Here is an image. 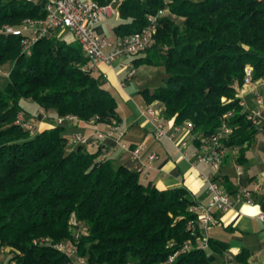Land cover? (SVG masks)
<instances>
[{
  "label": "trees",
  "instance_id": "trees-1",
  "mask_svg": "<svg viewBox=\"0 0 264 264\" xmlns=\"http://www.w3.org/2000/svg\"><path fill=\"white\" fill-rule=\"evenodd\" d=\"M164 8L182 17V26L157 16ZM118 14L117 38L140 30L147 15L157 16L154 42L132 59L133 66L161 65L166 74L163 85L142 90L146 102L163 103L174 125L190 123L196 145L230 110L228 123L236 128L222 143L252 140L257 129L241 112L234 84L243 82L246 67L253 81L264 77V0H122ZM43 16L34 2L0 0V65L12 62L0 89V246L18 252L10 258L15 264H71L54 245L70 238L67 223L74 212L88 225L77 244L87 264H213L226 245L208 238L209 250L195 246L200 233H191L186 222L195 218L188 208L197 202L185 187L159 190L143 183L137 171L101 159L102 146L68 151L61 125L29 138L15 123L21 98L57 116L118 120L114 95L99 76L81 69L88 58L77 42L41 37L25 56L21 38L3 31L4 25ZM247 254L242 249L234 259L249 264Z\"/></svg>",
  "mask_w": 264,
  "mask_h": 264
},
{
  "label": "crops",
  "instance_id": "crops-1",
  "mask_svg": "<svg viewBox=\"0 0 264 264\" xmlns=\"http://www.w3.org/2000/svg\"><path fill=\"white\" fill-rule=\"evenodd\" d=\"M111 17H117V21L112 25L113 28L120 22V18L119 14ZM102 23L96 25L94 31L106 36ZM112 36L114 39L117 38L114 33ZM133 58L122 57L110 65L99 62L92 72L99 76L100 85L114 95L117 101V121L84 122L65 119L58 124L56 122L58 116L54 111L48 110L41 113L39 106L24 100L21 101V105L35 121L37 132L61 125L64 127L65 137L79 133L92 138L97 132L106 133L111 127H116L113 135L106 136L99 141V145L102 146L101 159H111L115 166H124L130 170H134L136 164L142 163L147 173L146 178L140 177L143 183L150 182L159 190L183 186L197 203L208 202L209 194L201 175L212 174L211 167L204 163L191 164L187 158L181 156L177 149L180 140L194 141L197 134L190 133L184 124H180L181 128L175 133L173 141L165 138L156 139L152 135V121L145 113V107L148 105L159 110L168 133L172 131L173 125V120L164 116L163 103L158 100L148 103L142 96V90L154 89L164 84L166 74L163 66L147 64L133 66ZM122 64L127 65L128 68H123ZM132 68L134 69L133 74L128 76V69ZM254 85L255 90L261 92L264 103V77L255 80ZM251 90V87H248L238 97L250 102ZM28 107H31L33 111H30ZM254 128L257 129V133L250 142L237 146L236 149L225 146L226 154L218 180L226 193L237 188L252 189L258 182L264 187V111L262 120ZM120 131L123 134L118 140L117 135ZM121 144L128 149L122 147ZM139 144L142 145L141 153L137 159H131V150ZM85 147L88 151L94 152L98 146L86 145ZM240 148L243 149L242 156H240ZM150 153H155L157 158L148 163L147 156ZM253 199V205L236 204L224 213H216L218 224L207 231H201L207 238L226 245L225 251L216 256L213 264H239L234 257L242 249H246L248 253L247 262L249 264H264V221L257 217L260 212L264 214V192L255 194Z\"/></svg>",
  "mask_w": 264,
  "mask_h": 264
},
{
  "label": "built area",
  "instance_id": "built-area-1",
  "mask_svg": "<svg viewBox=\"0 0 264 264\" xmlns=\"http://www.w3.org/2000/svg\"><path fill=\"white\" fill-rule=\"evenodd\" d=\"M39 5L44 11L41 18H26L20 26L6 25L3 27L5 33H10L21 38V51L24 55L30 56L34 42L41 37H58L56 33L67 32L75 40L88 62L81 66L84 71L93 72L97 63L110 65L115 60L122 57H135L145 49L149 48L154 42L156 29V17L163 10L158 12L157 16L147 15L146 24L138 31L124 35L122 37L110 40L106 36L100 35L94 31L96 25L106 21L111 16L118 15V5L122 0H108L106 3H100L97 0H26ZM60 38V37H58ZM127 69L128 66L122 64ZM128 76L133 74L132 69H128ZM254 81L251 79V68H245V75L241 84H234L235 95L238 97L245 92V89L251 87L250 102L238 97V106L241 112L245 114L246 120L252 127H257L263 118L264 103L260 91L255 90ZM152 121V135L156 139H167L173 141L174 135L180 130L179 125H172V131L168 133L165 129V123L159 110L148 105L145 107ZM233 115V110L223 114L220 125L215 131L199 140L196 145L193 140L182 139L177 144L182 157L187 158L191 164L204 163L211 167L212 174L201 175L206 184L209 200L206 203H196L189 207L194 215V219L186 222V228L193 234L200 233L196 237L195 246L203 250H209L208 238L201 231H207L218 224L216 213H224L238 205H253L255 194L263 193L264 187L261 183H255L252 189L237 188L233 193H226L218 180V174L225 157V145L223 139L230 136L236 126L228 123V119ZM65 119L74 120V115L58 116L56 122L62 123ZM186 129L191 133L190 123H183ZM22 125L24 128L32 131L35 123L26 122ZM116 127H111L108 132H97L94 137L89 138L74 133L66 138V150H70L77 145H99V141L106 136H111ZM122 131L118 132L117 139L120 140ZM195 139V138H194ZM122 147L128 149L124 144ZM236 149L237 146H231ZM142 145L139 144L130 152L131 159H137L141 153ZM102 151V148H101ZM157 158L155 153L147 156L148 163ZM145 165L138 163L134 170L140 174V177L146 178ZM257 217L264 221L262 212ZM188 244L184 249H188ZM175 256V254H174ZM173 256L169 257L171 260ZM8 264H13L12 262Z\"/></svg>",
  "mask_w": 264,
  "mask_h": 264
},
{
  "label": "rangeland",
  "instance_id": "rangeland-1",
  "mask_svg": "<svg viewBox=\"0 0 264 264\" xmlns=\"http://www.w3.org/2000/svg\"><path fill=\"white\" fill-rule=\"evenodd\" d=\"M162 10L163 11L161 13H159V17L167 16L173 22L182 26V23H183L182 17H178V16H175L174 14H170L167 8H164ZM23 20H21L16 26H20L22 24ZM116 21H117V17H111L110 19L108 18L106 21H104V23H102L103 28H104V33H105L104 35H106L110 40H114V37L112 36V34H113L112 25ZM4 26H6V25H4ZM56 35L58 37H60L61 39L66 40L67 42L75 41V40H73V38L70 36L69 33L64 32V31L58 32V33H56ZM142 53H145V52L142 51L140 54H142ZM11 67H12L11 61H8V62L0 65V89H3L5 84L7 83L8 73H9ZM132 70H134V69L132 68ZM23 100L37 105L30 98H21L19 100V104L21 106V111L18 112L16 119H15V123L18 124L20 127H22L25 131H27L29 138H32L37 133H39L40 131L37 132L36 126H33L32 131L23 127L22 122L26 123L29 121V122L35 123V121L31 119L30 113L28 114L27 111L24 109V107L21 105V101H23ZM37 106H39V105H37ZM39 107H40L39 110L41 111V113H45L46 111H48L41 106H39ZM28 109L30 111H33V109H31V107H28ZM49 110L51 111L52 109H49ZM74 120H80V119L77 116H75ZM77 134H79V133H77ZM82 136H84V135H82ZM67 137L68 136H66V138ZM65 144H66V140H65ZM188 210H189V208H188ZM67 225H68V233L70 235V238L62 239V240L56 242L54 246L56 248H58L61 252L65 253L71 259V264H87L86 258L78 256L77 244L79 243L81 237L87 236L88 225L85 222L78 220L76 218L74 212H72L70 214ZM44 239L45 238H42V239H40V241H44ZM34 242L37 243L35 240H34ZM17 254H18V252L15 249H13L7 245L2 244L0 246V264H8L10 262L15 264V259H10V258H12L13 256H15Z\"/></svg>",
  "mask_w": 264,
  "mask_h": 264
}]
</instances>
